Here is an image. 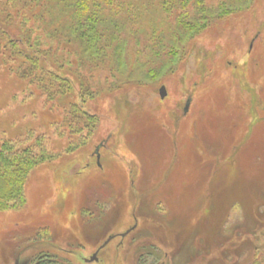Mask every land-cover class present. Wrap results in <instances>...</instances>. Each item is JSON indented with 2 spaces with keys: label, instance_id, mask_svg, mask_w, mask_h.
I'll return each instance as SVG.
<instances>
[{
  "label": "rangeland",
  "instance_id": "374dc122",
  "mask_svg": "<svg viewBox=\"0 0 264 264\" xmlns=\"http://www.w3.org/2000/svg\"><path fill=\"white\" fill-rule=\"evenodd\" d=\"M40 1L46 66L73 88L48 104L0 57V140L43 137L50 155L0 210V264H264V0L225 16L220 0L155 2L104 56ZM182 21L192 30L157 61L147 46Z\"/></svg>",
  "mask_w": 264,
  "mask_h": 264
},
{
  "label": "trees",
  "instance_id": "16d2710c",
  "mask_svg": "<svg viewBox=\"0 0 264 264\" xmlns=\"http://www.w3.org/2000/svg\"><path fill=\"white\" fill-rule=\"evenodd\" d=\"M158 1L161 0H44L49 11L56 10L65 15L67 19V23L64 24L65 31L77 29L78 37L80 41L85 42V47L87 44L88 47L101 56H104L108 50L114 52L117 49H122L125 45V38L131 34L134 25L147 21L151 22L152 17H147L146 20V17H139V15L145 16L146 14L143 13H149L152 9L155 11L160 10L161 8L156 3L163 5V8L165 7V10L168 11L174 6L173 3H170L171 0ZM179 1H182L181 12H186L184 4L191 2L196 6V10L200 12L207 10L204 0ZM236 1L244 2L243 0H220L217 6L220 10L218 15H227ZM38 4L43 5V2L40 0H0V14L2 13L0 22L3 24H0V57L9 72L17 77L19 76L26 86H33L32 90L36 91L35 88H37L45 97V102L56 106L62 102L57 101V99L64 98L73 86L70 75L65 74L62 82H59L58 79H55L56 72L46 66L47 64L55 68L57 64L54 58L49 61L46 56L48 51L44 50L45 46H43V40L40 38V31H37L40 28L38 16L43 11V8L39 7ZM40 8H42L41 12L39 11ZM129 12L134 14L130 15ZM140 18H143V21ZM191 26L188 22L182 21L177 26L179 32L171 34L172 36H166V34L165 36H158L159 42H156V46L159 49L147 46V51L149 49V53L157 61H165L167 55L165 49L168 46L177 44L181 36L190 31L193 27ZM30 36L33 41L37 40L33 42ZM154 39H156L155 34L152 32L150 40L153 42ZM26 41L29 42V45L25 44ZM27 46L31 47L29 56ZM42 46L43 49L40 52L39 49ZM168 55L171 56L172 52ZM19 58L26 60L27 68L22 69V65L18 63ZM60 61L58 59L57 62L60 63ZM37 72L39 73L38 76L34 75ZM43 76L47 77L50 81L49 84L53 86V95H47L40 89V78L42 80ZM36 80L38 82L35 84ZM30 93L31 95L34 94L33 91H30ZM72 106L73 104L65 106V111L67 109H69L68 111L72 110L70 108ZM30 140H33V145L22 147L20 141L0 140L1 211L14 209L24 203V184L28 173L38 163L47 160L50 156L46 153L43 137L27 139L28 144L31 143Z\"/></svg>",
  "mask_w": 264,
  "mask_h": 264
},
{
  "label": "water",
  "instance_id": "95a60500",
  "mask_svg": "<svg viewBox=\"0 0 264 264\" xmlns=\"http://www.w3.org/2000/svg\"><path fill=\"white\" fill-rule=\"evenodd\" d=\"M159 95H160V98H164L165 97V88L163 86L159 90ZM98 150H99V148L97 147L95 149V155H96L97 159H99ZM93 258H94V256H93Z\"/></svg>",
  "mask_w": 264,
  "mask_h": 264
},
{
  "label": "flooded vegetation",
  "instance_id": "af4514ba",
  "mask_svg": "<svg viewBox=\"0 0 264 264\" xmlns=\"http://www.w3.org/2000/svg\"><path fill=\"white\" fill-rule=\"evenodd\" d=\"M109 240V239H108ZM108 240L106 241V243L108 242ZM96 254H97V252L93 255L94 256V258H93V256L90 258V260L89 261H97L96 259ZM41 258H44V257H47V255L46 254H43V255H41L40 256ZM40 263H43L44 264V261L42 260V261H40V260H38V261H36L34 264H40ZM45 264H47V260H46V263Z\"/></svg>",
  "mask_w": 264,
  "mask_h": 264
}]
</instances>
